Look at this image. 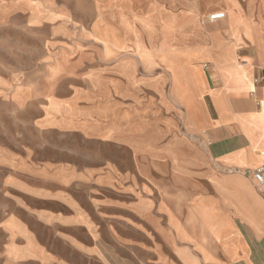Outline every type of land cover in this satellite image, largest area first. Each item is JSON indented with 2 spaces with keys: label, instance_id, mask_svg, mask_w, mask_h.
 <instances>
[{
  "label": "crops",
  "instance_id": "crops-1",
  "mask_svg": "<svg viewBox=\"0 0 264 264\" xmlns=\"http://www.w3.org/2000/svg\"><path fill=\"white\" fill-rule=\"evenodd\" d=\"M256 79L264 0H0L2 264H264Z\"/></svg>",
  "mask_w": 264,
  "mask_h": 264
},
{
  "label": "rangeland",
  "instance_id": "rangeland-1",
  "mask_svg": "<svg viewBox=\"0 0 264 264\" xmlns=\"http://www.w3.org/2000/svg\"><path fill=\"white\" fill-rule=\"evenodd\" d=\"M31 138L35 140L36 143L38 142H43V141H49V142H53L55 144V142L59 143V140H62V138L60 136H58L57 134H54V133H51V134H46L45 136H41V135H33L31 133ZM68 141L66 144L67 145H75V137H71L69 138ZM64 150H67V152H72V154H74V150L73 148L72 149H69V148H65ZM62 154H65L66 153L63 151V149H60V150H55L54 148L52 150H48V151H43V150H39V154L42 155V156H50V157H59L60 156V152ZM0 264H2V260H1V257H0Z\"/></svg>",
  "mask_w": 264,
  "mask_h": 264
},
{
  "label": "built area",
  "instance_id": "built-area-1",
  "mask_svg": "<svg viewBox=\"0 0 264 264\" xmlns=\"http://www.w3.org/2000/svg\"><path fill=\"white\" fill-rule=\"evenodd\" d=\"M218 17H222V15L220 14V15L213 16L212 19H215ZM260 82H264V79H262V80L256 79L255 80L256 84H258ZM254 178H255V181H256L258 187L261 190H264V167H261L254 172Z\"/></svg>",
  "mask_w": 264,
  "mask_h": 264
}]
</instances>
